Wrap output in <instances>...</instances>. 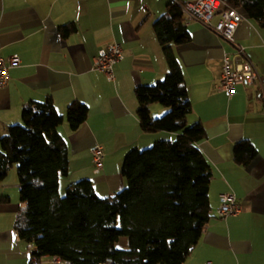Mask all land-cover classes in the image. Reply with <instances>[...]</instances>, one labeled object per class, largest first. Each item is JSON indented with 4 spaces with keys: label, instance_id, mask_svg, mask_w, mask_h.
Here are the masks:
<instances>
[{
    "label": "crops",
    "instance_id": "obj_1",
    "mask_svg": "<svg viewBox=\"0 0 264 264\" xmlns=\"http://www.w3.org/2000/svg\"><path fill=\"white\" fill-rule=\"evenodd\" d=\"M168 1L0 0V56L7 60L17 54L20 60L0 87V137L8 125L21 122L23 106L48 97L62 115L75 100L89 111L76 130L66 121L59 126L69 158V172L59 178L60 193L86 178L99 196H112L125 184L121 166L130 149L172 136L141 130L134 94L136 86L152 85L168 72L153 29ZM69 23L76 30L62 37L59 26ZM186 27L189 41L173 51L192 104L187 122H201L205 131L198 146L211 166L212 217L183 264H264V28L243 16L231 42L196 20L187 19ZM112 41L121 44L124 57L114 64L110 81L93 63L98 50ZM225 55L251 61L259 83L237 84L227 97L218 87ZM166 109L153 103L151 114L160 116ZM242 139L257 151L247 165L232 159L233 145ZM94 144L104 152L98 172L90 151ZM9 175L0 183V264H30L28 244L14 227L21 207L18 177L14 171ZM222 192L234 193L238 214L218 215Z\"/></svg>",
    "mask_w": 264,
    "mask_h": 264
},
{
    "label": "trees",
    "instance_id": "obj_2",
    "mask_svg": "<svg viewBox=\"0 0 264 264\" xmlns=\"http://www.w3.org/2000/svg\"><path fill=\"white\" fill-rule=\"evenodd\" d=\"M229 7L264 28V0H222L221 8ZM186 20L181 6L169 0L153 22L168 72L152 85L134 88L141 130L172 136L130 149L121 166L125 184L112 196H99L86 178L68 184L64 195L59 192V178L69 172L59 126L66 121L71 130L79 128L89 113L85 104L75 100L62 115L48 97L23 106L21 122L6 127L0 137V183L16 165L21 207L14 227L33 246L30 264H43L46 257L59 258V264H183L198 244L212 217V173L198 146L204 128L187 122L192 104L173 51L190 39ZM59 28L66 37L76 25ZM153 103L166 112L153 117ZM233 146L232 159L239 164L247 165L257 153L248 139Z\"/></svg>",
    "mask_w": 264,
    "mask_h": 264
},
{
    "label": "built area",
    "instance_id": "obj_3",
    "mask_svg": "<svg viewBox=\"0 0 264 264\" xmlns=\"http://www.w3.org/2000/svg\"><path fill=\"white\" fill-rule=\"evenodd\" d=\"M187 17L210 28L224 39L234 42V32L237 25L243 19V14L237 9L229 7L222 9V0H175ZM237 53H244L241 45L237 46ZM124 57L121 44L117 41L108 43L99 49L94 58V68L103 72L110 81L115 79L114 64ZM19 56L13 54L5 60L0 56V87H5L9 80V68L19 63ZM260 76L255 65L246 58L232 61L227 55L223 58L222 74L219 79L218 87L229 97L232 96L237 84L252 85L259 83ZM94 172H98L103 166L104 152L100 144H94L90 148ZM241 211V206L232 192H222L219 194V205L217 213L220 217L236 215ZM29 252L33 249L32 244H28ZM54 264H59L60 259L54 257ZM203 264H212L206 261Z\"/></svg>",
    "mask_w": 264,
    "mask_h": 264
},
{
    "label": "rangeland",
    "instance_id": "obj_4",
    "mask_svg": "<svg viewBox=\"0 0 264 264\" xmlns=\"http://www.w3.org/2000/svg\"><path fill=\"white\" fill-rule=\"evenodd\" d=\"M164 114V113H163ZM161 116V115H160ZM164 133H166V132H164ZM167 134V133H166ZM164 138H167V137H164ZM161 139H163V138H161ZM12 171H14L15 173H16V175H17V169H16V165H14L11 169H10V171H9V174L11 175V173H12ZM9 175V176H10ZM64 193H65V191L63 192H61L60 194L61 195H64ZM43 264H54L53 263V261H52V258L50 259V258H44V260H43Z\"/></svg>",
    "mask_w": 264,
    "mask_h": 264
}]
</instances>
